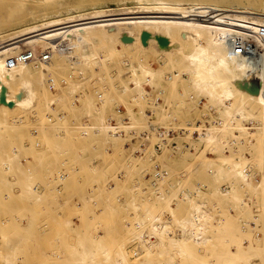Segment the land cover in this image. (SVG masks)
Listing matches in <instances>:
<instances>
[{
	"label": "rangeland",
	"instance_id": "obj_1",
	"mask_svg": "<svg viewBox=\"0 0 264 264\" xmlns=\"http://www.w3.org/2000/svg\"><path fill=\"white\" fill-rule=\"evenodd\" d=\"M250 1L0 0V36L81 12H195V2L231 17ZM156 23L72 47L87 64L0 61V264H264V94L243 85L227 109L198 93L183 57L208 32ZM242 39L233 45L260 65L264 38ZM24 48L46 49L16 54ZM163 139L174 149L158 150Z\"/></svg>",
	"mask_w": 264,
	"mask_h": 264
},
{
	"label": "bare ground",
	"instance_id": "obj_2",
	"mask_svg": "<svg viewBox=\"0 0 264 264\" xmlns=\"http://www.w3.org/2000/svg\"><path fill=\"white\" fill-rule=\"evenodd\" d=\"M188 7H192L193 9H195V12H189V11L180 12L177 11L176 8H170L166 6H156L153 8L151 7L132 8V9H128L131 11H127V12L120 11V9H110L107 10L105 13L98 11L81 12L66 17H56L52 19L42 20L36 23L29 24L30 26L27 29L22 30L20 33L16 35H9L5 33V35L0 36V61L8 62L9 58L15 56L16 53L19 52V50H21L22 47L29 46L31 44H38L40 47L46 49L48 48V50L51 51L50 60H52L53 58L59 55L66 54L67 59L71 60L72 62L81 61L83 64H87L89 63V59L91 57L89 54L87 56L86 54L83 55V53H78L74 55L68 53L73 49L72 47L77 45H82L78 40V36L81 34L87 37V43L90 44L93 41H95L97 37L105 36L106 34L109 35L110 33L117 31L119 28H132V27L142 28L149 26L154 27L156 24H158L156 22H169L168 24L170 25H168L167 23L166 24L167 26H171L172 28L173 27L172 25L185 24L186 26V23H189L191 25L189 26L187 24L186 26L189 28H186L184 25L182 26L186 28V31L187 29L188 31L192 30V28H190L191 26H197L196 27L198 28L197 30H199V27H201L204 28L202 30H205L208 33L211 30H227L231 32L232 35L229 41L230 47L232 49L235 48V50H237V47H243V51L241 52L240 55L246 58L247 61L252 65V70L247 73L245 78L236 79L234 82L230 84H228L225 81H220L213 87L211 93L206 95H209L210 98L212 97V99L214 98L220 100L221 103L224 105V107L228 109L230 106L227 105L225 101L233 99L237 93L243 94L242 91L243 85H245L247 88L260 89V91L264 94V59L261 58V63L259 62L260 65H257V62L255 60H252L253 58L249 59L246 55H244L246 51V47L242 43V41L235 44L236 46L233 45L236 38L237 39L243 38L242 40L250 39L252 38V36H256V38H264V0H258L257 2L253 0L242 4L240 7L236 6L235 7L236 10L232 11L233 12L232 14L235 15H231V17H226L223 15L225 11L224 8L218 5H212L211 3L195 2L189 5ZM162 13L172 14L165 17L171 19L163 20V21H156L153 19H149V18L164 17V16L153 15V14H162ZM141 14H147V15H141ZM193 15H196L198 17H195ZM253 20H255L256 23L252 22ZM178 25L174 27L177 28L179 27ZM159 26L160 25H158V27ZM182 30H184V28ZM194 30L196 29L194 28ZM205 31L203 35L207 34ZM199 32L201 36L198 37L196 36L197 39L199 37H203L202 35L203 31L200 30L198 31V33L193 32V34L195 33L194 35H198ZM190 34L191 33H189V35ZM185 35H187V37L189 36L188 33H186ZM192 35L190 36L195 37ZM199 39L200 40L198 41H201V38ZM193 41L195 42L194 44L199 43L198 41H196V39H194ZM87 43H83V44H87ZM250 48L253 47L251 46ZM31 49L34 50L33 48ZM261 51L262 50L258 49L257 52L258 56L261 55ZM254 54L256 55V53ZM39 59L41 58L37 55L31 61H25L19 63H31ZM195 63L196 62L194 61L193 64ZM141 70L146 75L151 73V71L144 66H141ZM254 73H257L258 76L257 82L255 84L254 82L251 81L252 75ZM241 110L242 109L240 108L239 112H241ZM103 129L106 132L110 133L112 131H115L116 126L114 124H110V125H106ZM189 222L192 225L195 224L194 220H189ZM155 230L158 229L155 228ZM199 239L200 237L197 238V240ZM146 247L148 250H150V246H146ZM88 252L89 251L86 250L84 254L86 255L91 253ZM126 259H127L126 251L120 250V261L126 262L127 261Z\"/></svg>",
	"mask_w": 264,
	"mask_h": 264
},
{
	"label": "clouds",
	"instance_id": "obj_3",
	"mask_svg": "<svg viewBox=\"0 0 264 264\" xmlns=\"http://www.w3.org/2000/svg\"><path fill=\"white\" fill-rule=\"evenodd\" d=\"M231 35L227 30H211L204 37V43L194 44L183 57L186 66L198 69L193 80L194 90L198 93L210 94L220 81L230 84L236 79L245 78L252 70V65L240 55L239 50L230 47ZM78 40L81 44L87 43L85 35H79Z\"/></svg>",
	"mask_w": 264,
	"mask_h": 264
},
{
	"label": "built area",
	"instance_id": "obj_4",
	"mask_svg": "<svg viewBox=\"0 0 264 264\" xmlns=\"http://www.w3.org/2000/svg\"><path fill=\"white\" fill-rule=\"evenodd\" d=\"M237 50H239V52L241 53L243 51V47H237ZM39 56L43 61H50L51 59V51L48 49L43 50L42 52H40L39 54H37L36 51L32 50V49H27V50H23L22 52L16 54L13 57H10L8 60V66L9 67H13L15 65H17L19 62H25V61H31L33 60L36 56ZM150 126L153 128L154 125L153 123H150ZM168 136H169V132H168ZM168 139H163V142L161 143V145L157 146V149L160 150V148L162 146H168L174 149V147L176 146L175 143H170Z\"/></svg>",
	"mask_w": 264,
	"mask_h": 264
},
{
	"label": "crops",
	"instance_id": "obj_5",
	"mask_svg": "<svg viewBox=\"0 0 264 264\" xmlns=\"http://www.w3.org/2000/svg\"><path fill=\"white\" fill-rule=\"evenodd\" d=\"M256 181H258L257 179H255ZM50 214L48 215V218H50L51 216H58V212L57 210H55L54 212H49ZM52 229L50 226H44V230L47 232L48 230ZM53 229H56L55 226H53Z\"/></svg>",
	"mask_w": 264,
	"mask_h": 264
}]
</instances>
